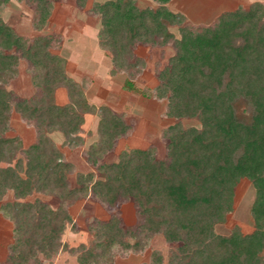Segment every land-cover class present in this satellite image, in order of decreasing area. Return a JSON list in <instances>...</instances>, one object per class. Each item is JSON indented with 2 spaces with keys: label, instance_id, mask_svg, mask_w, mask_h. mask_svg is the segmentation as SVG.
Masks as SVG:
<instances>
[{
  "label": "trees",
  "instance_id": "16d2710c",
  "mask_svg": "<svg viewBox=\"0 0 264 264\" xmlns=\"http://www.w3.org/2000/svg\"><path fill=\"white\" fill-rule=\"evenodd\" d=\"M8 1L0 0V8ZM25 1L33 8V22L44 23L51 0ZM153 1L156 7L141 9L135 0H107L93 12L101 15L99 46L120 71H138L144 64L133 52L137 44L173 42L176 52L156 72L153 94H144L166 100L165 116L174 120L161 135L166 157L158 158L149 147L103 162L116 141L132 131L124 113L103 107L99 140L85 152L100 177L96 171L80 173L74 188L67 178L74 165L63 159L50 134L58 131L66 143H77L84 122L79 111L93 107L52 51L60 48L61 35L29 39L0 16V163L24 154L14 166H0V200L9 191L14 196L0 204V213L13 223L4 264H43L57 255L65 248L66 229L74 225L66 205L87 195L113 209L132 202L138 223L126 228L118 215L91 221L87 228L94 241L78 247V264L107 262L115 246L143 251L156 234L177 245L167 264H264V4L225 11L210 26L182 25L176 39L168 27L183 17L167 8L171 0ZM75 2L83 8L86 0ZM20 59L32 72L30 98L2 85ZM59 85L68 89L73 105L55 103ZM126 85L134 90L130 81ZM13 107L36 130V142L27 149L20 139L4 136ZM186 118L197 119L201 127H183ZM243 179L255 189L254 230L244 234L235 226L228 235L218 234L215 227L233 210ZM34 193L54 196L60 205L27 201ZM151 264H163L158 251L152 252Z\"/></svg>",
  "mask_w": 264,
  "mask_h": 264
},
{
  "label": "rangeland",
  "instance_id": "374dc122",
  "mask_svg": "<svg viewBox=\"0 0 264 264\" xmlns=\"http://www.w3.org/2000/svg\"><path fill=\"white\" fill-rule=\"evenodd\" d=\"M105 1L107 0H86L84 7L79 8L75 0H51L50 15L44 23L38 25L33 22V8L25 0H9L0 8L2 20L19 35L29 39L43 34L61 35L60 48L52 51L63 59L65 71L66 57L71 58L67 66L70 76H67L80 86L84 94V88L88 87L89 97H92L91 100L94 102L90 104L85 96L93 108L88 112L79 111L84 122L77 134L79 139L77 143H66L64 136L58 131L50 134L55 145L63 153L64 159L67 158L75 164L73 172L67 176L71 188L77 187L78 174H86L91 169L96 171L86 161L85 152L99 140V121L103 107L124 113L126 121L132 125V131L127 136L118 139L114 149L102 159L107 163L118 161L123 152L149 147L156 150L158 158L164 159L166 145L161 137L162 131L174 123L173 119L165 116L166 100L145 96L153 94L158 83L156 72L163 69L170 57L175 54L176 48L173 42L163 45L137 44L133 52L144 60V64L138 71L133 70L130 73L120 71L112 58L106 55L99 46L98 37L96 38L101 26V15L93 12V9L96 4ZM135 2L141 9L157 6L153 0H135ZM255 2L264 4V0H171L167 8L183 18L182 22L174 21L168 27V31L179 39L181 37L179 28L182 25L210 26L223 12L239 7L248 8ZM86 34L89 36L87 37L89 44L86 43L83 46L75 42L76 37L82 38ZM85 53L90 54L91 61L84 63L82 70L77 61L81 54ZM15 70L16 72L5 75L2 85L19 97L30 98L35 94V88L27 61L20 59ZM86 74L88 76L83 79ZM91 78L94 84L91 80L89 81ZM127 81L134 85V90L127 87ZM94 97L96 98L93 99ZM54 101L60 106L73 105L68 89L61 85L55 89ZM181 124L186 128L201 127L197 119H182ZM8 125L4 136L20 139L22 149H27L36 135L33 124L24 120L13 107L10 111ZM23 158L24 154L17 152L13 159L1 162L0 166H14L18 159L23 160ZM95 173L97 178L100 177L97 171ZM35 198L48 200L55 206L60 204L58 198L42 193L32 194L27 201ZM13 200V192L9 191L0 200V204ZM254 200V187L249 180L243 179L236 188L233 210L227 215L224 223L215 227V231L221 235H228L235 226H238L242 233H251L254 230V219L251 214ZM66 208L73 216L74 225H70L62 237L65 248L52 258L43 260V264H78V247L84 245L88 248L94 241L87 228V225L94 219L107 221L112 215H118L126 228L136 226L138 223L136 208L129 201L122 202L113 209L96 201L91 195H87L67 204ZM12 238L13 223L10 218L0 213V264L5 263V244L12 241ZM130 241L133 242V240ZM176 247L177 245L167 243L161 234H156L149 240V244L143 251L122 250L115 246L107 262L100 261V264H151L153 251H158L163 257V264H167Z\"/></svg>",
  "mask_w": 264,
  "mask_h": 264
},
{
  "label": "crops",
  "instance_id": "0c3cea01",
  "mask_svg": "<svg viewBox=\"0 0 264 264\" xmlns=\"http://www.w3.org/2000/svg\"><path fill=\"white\" fill-rule=\"evenodd\" d=\"M98 33V32H97ZM88 34V33H87ZM84 35L85 37H82V38H80V37H76L75 38V42L77 43V44H79V43H81V44H83V46H85V44L87 43V44H89V41H87V37H89L88 35ZM96 38H97V35H96ZM78 40H81V41H78ZM102 56V55H101ZM103 57H105V55H103ZM66 59H67V61L65 62L66 63V72H67V75L68 76H70V74H69V71L67 70V66L69 65V63L71 62V58H69V57H66ZM91 58H90V54L88 53V54H81V57H80V59H79V61H77L78 63H79V67L82 69V66H83V64L84 63H87V62H90L91 60H90ZM85 65V64H84ZM83 70V69H82ZM88 76V74H86L84 77H83V79H85L86 77ZM90 76V75H89ZM91 80V82H92V78L91 79H89V81ZM82 83V82H81ZM93 84H94V82H92ZM91 89V88H90ZM84 91H85V96L87 97V99L89 100V103L90 104H93L94 102H93V100H91V98L89 97V92H88V87H85L84 88ZM97 95V94H96ZM96 97H94L93 99H95ZM101 99V98H100ZM33 142L30 144V145H33V144H35V142H36V135H35V137H34V139L32 140ZM29 145V146H30ZM63 154V153H62ZM66 156V155H65ZM63 159H64V156H63ZM64 160H66V161H68V162H70V163H72L74 166H75V164L72 162V161H70V160H68L67 158H65ZM92 171H94V170H90L89 172H92ZM88 172V173H89ZM41 200H43V199H41ZM43 201H45V202H47V203H49L53 208H57L60 204H57V206H55V205H53L52 203H50V202H48V200H43ZM70 211V210H69ZM68 211V212H69ZM70 213V212H69ZM71 214V213H70ZM72 216V215H71ZM73 217V216H72ZM13 239V238H12ZM13 242V240L12 241H10V242H7L8 244H5V251H6V256H7V251H8V246H9V244H11ZM6 256H5V259H6ZM4 262H5V260H4Z\"/></svg>",
  "mask_w": 264,
  "mask_h": 264
}]
</instances>
